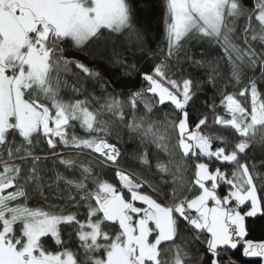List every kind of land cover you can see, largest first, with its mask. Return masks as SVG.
Here are the masks:
<instances>
[{"label":"snow or ice","instance_id":"1","mask_svg":"<svg viewBox=\"0 0 264 264\" xmlns=\"http://www.w3.org/2000/svg\"><path fill=\"white\" fill-rule=\"evenodd\" d=\"M140 3L0 0V264H237L232 253L241 249L243 257L264 264V240L247 239L246 224L264 220V173L241 162L253 145L264 151V0L252 7L242 0H164L166 51L158 49L160 63L143 73L125 59V50L148 52L136 27ZM125 33L129 43L121 39ZM69 41L124 68L127 77L141 76L146 86L125 92L128 81L113 87L99 71L65 57ZM191 43L223 49L228 74L224 57L209 60L202 52L197 59L186 46ZM185 65L204 72L193 75ZM69 73L77 77L71 85L63 78ZM88 81L100 82L101 96L87 91ZM241 84L238 94L226 91ZM208 85L213 102L205 101L201 111L196 101ZM62 89L84 98L66 100ZM216 94L224 115L217 114ZM238 96L250 98V110ZM162 106L170 111L157 117ZM74 122L86 138L69 133ZM118 124L139 138L144 151L133 159L144 171L125 168L118 143L109 142ZM42 141L46 154L37 155ZM150 145L168 154L156 169L171 182L153 178ZM86 150L88 161L78 160ZM213 164L219 166L213 170ZM226 164L234 165L230 174L221 170ZM77 165L79 178L58 170ZM113 171L118 185L102 178ZM59 182L67 196L54 189ZM225 185L221 196L218 188ZM53 190L63 204L49 202ZM35 194L44 206H29ZM65 227L72 229L67 242ZM181 231L194 235L189 241ZM49 236L61 251L45 247L42 238ZM77 241L83 259L65 247ZM191 245H197L195 255Z\"/></svg>","mask_w":264,"mask_h":264},{"label":"trees","instance_id":"2","mask_svg":"<svg viewBox=\"0 0 264 264\" xmlns=\"http://www.w3.org/2000/svg\"><path fill=\"white\" fill-rule=\"evenodd\" d=\"M245 6L252 7L254 6L255 0H242ZM164 0H142V3L139 5V9L137 11V23L136 27L140 29V31L143 33L144 40H145V47L148 49V52L141 53L139 50L136 51V55L133 56L130 51L125 50V59L127 64L131 65L133 63L136 64L137 69L139 72H151L152 68L155 66V64L160 63V58L158 54V49L163 48L166 51V40H165V23H164ZM107 35V33H105ZM121 39L125 40V43H129V40L127 39V33H125L124 37H121ZM135 39L133 38L131 40V43L129 44V47L135 46ZM254 44L257 46V48L260 47L259 41L254 42ZM189 48V51L197 58L199 59L201 57V53L203 52L206 59L209 60H215L219 57H224L223 49H221L216 44H209L204 43L202 46L198 43H191L190 45H186ZM66 52L65 57L67 59L72 60H80L81 62L85 63L86 66L90 68H94L95 70L99 71L101 73V77L104 79H109L113 82L112 86H118L123 85L125 82L131 81L127 83V87H124L123 90L127 92L129 89L132 91L138 90L141 86H146V82L142 80L141 76H132L127 77L124 75V68L119 67L115 64L109 63L108 60H99L95 59L92 56H89L86 54V51H77L76 48H74L71 45V42L69 41L66 45ZM149 52L157 53V56H151L149 55ZM226 57H224V68L222 69L225 72V75L228 74V68L226 64ZM186 68H188L187 65H185ZM189 71L193 73V75H202L204 72V69H196L195 67L188 68ZM72 72L75 73L77 70L74 66H72ZM247 75L251 77L253 73L251 71L247 72ZM255 75L259 76V67L255 70ZM64 79H67L69 82V85L72 84V82L77 79L76 76H73L71 73L65 75L63 77ZM79 78L83 80V74H80ZM175 78V77H174ZM99 81H88L86 87L87 91L89 93H94L96 96H101L102 92L99 88ZM234 83V82H233ZM221 86H223V81H221ZM243 87V84L236 86L235 88L230 86L226 89L227 92H239V88ZM261 87V85H258V88ZM112 88L109 87V91H111ZM117 91H120L121 88L117 87ZM214 89L208 85L205 87L204 91L200 92L199 99L196 101V107H200L201 111H205L207 109L201 107L205 101L209 104L213 102V93ZM62 95L67 100L69 98H79L83 99L84 95L79 96H73V94L66 90L62 89ZM238 99L241 100L242 103H247V106L250 110V98L249 101L245 102L243 97H239ZM220 96L219 94H216L215 96V103L218 106L217 114L224 115V109L219 104ZM98 107V105H96ZM143 106L141 105V108ZM170 109L167 106H162L158 109V111L155 113L157 117H162L165 112H169ZM210 111V110H209ZM105 118H107V114H105ZM130 117H127L128 119ZM209 122H211V117ZM219 126H217L218 128ZM75 131L77 135L87 137V133L83 129L79 127L78 122H74V129H70L69 133L71 134V131ZM225 136H228V139L231 140V136L228 135V132L221 133ZM117 135L121 137L119 141H117ZM130 136L133 138L130 139ZM109 142L111 143H118V146L121 148L122 152L124 153V158L122 161V164L125 168L129 169H135L137 171H144L145 169L142 168L139 160H134L133 155L138 154L140 152H143L144 149L140 147V141L139 138L136 137L134 134L129 133L127 128H125L122 124H118L117 127L113 128L111 137L109 139ZM219 144V142H216ZM41 147L44 148V151H41L40 148H37L35 150L37 155H44L46 154V143L43 141L41 142ZM63 147H60L57 149V151H63ZM75 155V153H72ZM6 157V153L4 154ZM89 159L87 155V150L80 154L78 157V160H83L84 162H87ZM169 157L168 154L157 149L155 145H150V156L149 161L151 165V171L153 173H157L156 169V163L157 161H168ZM261 159H264V151H262L260 145H253L250 147V150L247 152V159L244 158L242 155L241 162H247V163H255L257 165L258 171L260 173H264V167H260V161ZM205 162L207 160L205 159ZM191 163V162H190ZM48 166L51 167L52 162H47ZM219 166V164H213L210 167L214 170L215 167ZM234 165L226 164L224 167H222V171H227L229 174L231 173L232 168ZM0 170H2V166H0ZM60 172L64 173L65 176L68 178H73L75 176L76 178H79L80 172H79V166L77 165L74 169L65 170L63 166H60L58 169ZM96 171H99V169H96ZM114 177V171L111 172L108 175L103 176V179H109L110 182L117 183L118 181H115L112 179ZM161 177L164 179H167L169 182L172 180V176L168 173H157L153 178L156 180H159ZM89 185V189H91L92 184L91 181L86 182ZM59 187L60 191L64 194V196L68 195V192L65 191V185L63 182H59L58 185H54L55 187ZM228 186H223L218 188V193L223 196L226 193ZM167 191H171V183H169V186L166 188ZM45 195H49V193L46 191ZM73 195L75 196V191L73 190ZM50 203L54 204H63V200L57 199V192L53 190L50 195ZM139 204V202H137ZM45 201L40 199L38 194H35L33 196V199L29 201V206L36 207V206H44ZM74 210V209H70ZM246 210V209H245ZM81 212L84 211V208L80 209ZM82 218V217H81ZM246 224L248 227V236L247 239L253 240V241H261L264 240V220H253L248 219L246 220ZM181 229H183V223L181 224ZM71 228H64V231L62 233V239L64 241H68L69 239V232H71ZM194 233L192 232H184L181 231V236L186 237L187 240H191ZM45 247L49 251H61V248L55 244V241L49 236L42 238ZM177 244H181V239H176ZM65 247L71 248L73 251L77 252L78 255L81 256V259H83L82 256V249L79 248V242L75 243H66ZM191 251L193 254H196L197 245H191ZM201 251L203 249L201 248ZM242 249L240 251H234L232 253V258L237 262V264H259L258 258H245L242 256ZM99 255H103V251L101 250Z\"/></svg>","mask_w":264,"mask_h":264},{"label":"rangeland","instance_id":"3","mask_svg":"<svg viewBox=\"0 0 264 264\" xmlns=\"http://www.w3.org/2000/svg\"><path fill=\"white\" fill-rule=\"evenodd\" d=\"M210 206H211V202H210Z\"/></svg>","mask_w":264,"mask_h":264}]
</instances>
